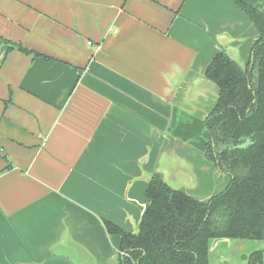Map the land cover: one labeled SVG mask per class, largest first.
<instances>
[{"label":"crops","instance_id":"0c3cea01","mask_svg":"<svg viewBox=\"0 0 264 264\" xmlns=\"http://www.w3.org/2000/svg\"><path fill=\"white\" fill-rule=\"evenodd\" d=\"M236 1L264 14V0H0V264H119L105 221L137 234L155 174L203 201L214 175L226 189L174 130L216 106L222 49L248 67L259 32Z\"/></svg>","mask_w":264,"mask_h":264},{"label":"trees","instance_id":"16d2710c","mask_svg":"<svg viewBox=\"0 0 264 264\" xmlns=\"http://www.w3.org/2000/svg\"><path fill=\"white\" fill-rule=\"evenodd\" d=\"M259 32L246 70L221 50L206 70L219 88L205 120L174 130L201 150L230 181L222 192L200 201L172 189L159 174L147 188L150 205L139 234L105 221L121 237L119 264H212V241H264V14L236 1ZM27 55L35 51L10 44ZM239 264H264V250L242 256Z\"/></svg>","mask_w":264,"mask_h":264},{"label":"water","instance_id":"95a60500","mask_svg":"<svg viewBox=\"0 0 264 264\" xmlns=\"http://www.w3.org/2000/svg\"><path fill=\"white\" fill-rule=\"evenodd\" d=\"M239 242L238 240H231L228 238H218L215 239L209 250V257L212 261L214 258L216 261H219L218 264H233L228 258L229 253L231 252L232 247Z\"/></svg>","mask_w":264,"mask_h":264},{"label":"rangeland","instance_id":"374dc122","mask_svg":"<svg viewBox=\"0 0 264 264\" xmlns=\"http://www.w3.org/2000/svg\"><path fill=\"white\" fill-rule=\"evenodd\" d=\"M205 160V159H204ZM205 172V171H204ZM216 186V182H215V175H214V195L215 194H217V193H219L220 191H222V190H220V188H216L215 187ZM193 189H196V188H193ZM220 190V191H219ZM191 194H192V196L193 197H196V198H202L203 197V192H201V194L200 193H197L195 190H193L192 192H190ZM260 242L259 241H245V246H246V251H249V253L248 252H246V253H248L249 255H250V253H252V252H254V251H257L258 250V244H259ZM262 243H264V241L262 242ZM235 246V245H234ZM232 249H233V247H232ZM231 249V252L229 253V256L230 257H233L232 255H236V256H239L240 254H238V253H235L233 250ZM228 256V258L230 259V262L231 263H233L234 264V261L230 258ZM242 256V255H241ZM212 264H217V262H216V260L214 259V258H212Z\"/></svg>","mask_w":264,"mask_h":264},{"label":"flooded vegetation","instance_id":"af4514ba","mask_svg":"<svg viewBox=\"0 0 264 264\" xmlns=\"http://www.w3.org/2000/svg\"><path fill=\"white\" fill-rule=\"evenodd\" d=\"M195 148H196V147H195ZM197 149H198V148H197ZM200 151H201V150H200ZM201 152H202V151H201ZM202 153H203V152H202ZM203 154H204V153H203ZM204 156H205V154H204ZM205 158H206V157H205ZM206 159H207V158H206ZM207 160H209V159H207ZM209 161L212 162V163L215 165V163H214L212 160H209ZM215 167H216V165H215ZM216 168H217V167H216ZM217 170L219 171V169H217ZM219 172H220V171H219ZM221 173H222V172H221ZM222 174H224V173H222ZM224 175H226V174H224ZM227 176H228V175H227ZM228 177H229V176H228ZM229 178H230V177H229ZM169 186H170V185H169ZM171 188H172V187H171ZM172 189H173V188H172ZM174 190H175V189H174ZM179 191H180V190H179ZM185 193H186V192H185ZM186 194H188V193H186ZM188 195H189V196H192V195H190V194H188ZM213 196H214V195H213ZM213 196H212V197H213ZM192 197H193V196H192ZM212 197H210V198H212ZM194 198H196V197H194ZM210 198H209V199H210ZM196 199H198V198H196ZM209 199H208V200H209ZM198 200H200V199H198ZM200 201H203V200H200ZM205 201H207V200H205ZM149 202H150V201H149ZM148 207H149V206H148ZM144 214H145V213H144ZM143 217H144V216H143ZM120 227H121V226H120ZM140 227H141V226H140ZM121 228H122V227H121ZM122 229H123V228H122ZM123 230H124V229H123ZM139 232H140V230H139ZM139 232H138L137 234H139ZM130 233H131V232H130ZM132 234H134V233H132ZM137 234H135V235H137ZM114 236H117V235H114ZM119 237H120V236H119ZM120 239H121V237H120ZM213 241H214V240H213ZM213 241H212V242H213ZM120 247H121V244H120ZM120 247H119V257H121V256L124 255V253L120 251ZM210 261H211V260H210ZM219 261H220V260H219ZM219 261H216L217 264L219 263ZM240 262H241V261H240ZM240 262H239V263H240ZM211 263H212V262H211ZM239 263H238V264H239Z\"/></svg>","mask_w":264,"mask_h":264},{"label":"built area","instance_id":"2783aa9c","mask_svg":"<svg viewBox=\"0 0 264 264\" xmlns=\"http://www.w3.org/2000/svg\"><path fill=\"white\" fill-rule=\"evenodd\" d=\"M89 45H92V43L90 42Z\"/></svg>","mask_w":264,"mask_h":264}]
</instances>
